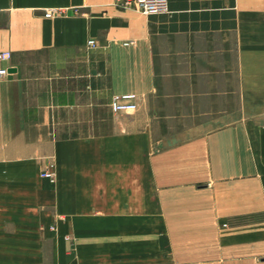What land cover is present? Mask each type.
Listing matches in <instances>:
<instances>
[{
  "label": "crops",
  "instance_id": "crops-1",
  "mask_svg": "<svg viewBox=\"0 0 264 264\" xmlns=\"http://www.w3.org/2000/svg\"><path fill=\"white\" fill-rule=\"evenodd\" d=\"M119 1L0 0V264H264V0Z\"/></svg>",
  "mask_w": 264,
  "mask_h": 264
},
{
  "label": "built area",
  "instance_id": "built-area-1",
  "mask_svg": "<svg viewBox=\"0 0 264 264\" xmlns=\"http://www.w3.org/2000/svg\"><path fill=\"white\" fill-rule=\"evenodd\" d=\"M119 5L122 7H131L141 14L148 15L153 13H162L167 11L166 0H120ZM51 11L44 12V16H50ZM87 45H93L92 40H87ZM7 51H0V60L8 58ZM6 73L4 68H0V77ZM108 108L112 113H129L136 109L135 94L121 93L112 94L108 103ZM42 176L52 180L53 172L45 170Z\"/></svg>",
  "mask_w": 264,
  "mask_h": 264
}]
</instances>
